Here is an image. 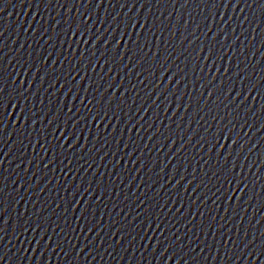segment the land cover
Segmentation results:
<instances>
[{"label": "water", "instance_id": "obj_1", "mask_svg": "<svg viewBox=\"0 0 264 264\" xmlns=\"http://www.w3.org/2000/svg\"><path fill=\"white\" fill-rule=\"evenodd\" d=\"M0 264H264V0H0Z\"/></svg>", "mask_w": 264, "mask_h": 264}]
</instances>
